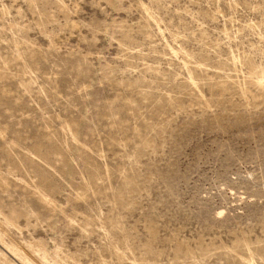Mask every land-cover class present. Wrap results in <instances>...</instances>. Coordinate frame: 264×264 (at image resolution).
I'll list each match as a JSON object with an SVG mask.
<instances>
[{
  "label": "rangeland",
  "instance_id": "obj_1",
  "mask_svg": "<svg viewBox=\"0 0 264 264\" xmlns=\"http://www.w3.org/2000/svg\"><path fill=\"white\" fill-rule=\"evenodd\" d=\"M264 264V0H0V264Z\"/></svg>",
  "mask_w": 264,
  "mask_h": 264
},
{
  "label": "bare ground",
  "instance_id": "obj_2",
  "mask_svg": "<svg viewBox=\"0 0 264 264\" xmlns=\"http://www.w3.org/2000/svg\"><path fill=\"white\" fill-rule=\"evenodd\" d=\"M13 253H15L17 256H20V258L22 259V262L23 264H42L44 262H46L48 259H47V256L42 254L39 258L38 261H34L32 259H30L22 250L21 247H18V248H13L12 249ZM249 251V257L247 258V263H252V260H253V254H252V251L250 249H248ZM15 264V263H14ZM51 264H56L54 261L52 262L51 261ZM104 264V263H103Z\"/></svg>",
  "mask_w": 264,
  "mask_h": 264
}]
</instances>
